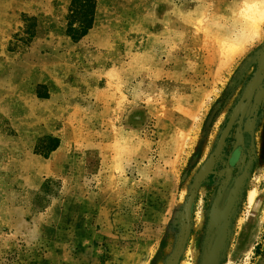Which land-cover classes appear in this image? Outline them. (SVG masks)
<instances>
[{
	"label": "rangeland",
	"instance_id": "374dc122",
	"mask_svg": "<svg viewBox=\"0 0 264 264\" xmlns=\"http://www.w3.org/2000/svg\"><path fill=\"white\" fill-rule=\"evenodd\" d=\"M72 1L0 0V264H264V0Z\"/></svg>",
	"mask_w": 264,
	"mask_h": 264
},
{
	"label": "trees",
	"instance_id": "16d2710c",
	"mask_svg": "<svg viewBox=\"0 0 264 264\" xmlns=\"http://www.w3.org/2000/svg\"><path fill=\"white\" fill-rule=\"evenodd\" d=\"M72 5L75 8L71 9L73 17L80 20L79 26L69 24L67 33L74 40H80L85 37L93 28L95 23L96 2L93 0H73Z\"/></svg>",
	"mask_w": 264,
	"mask_h": 264
},
{
	"label": "bare ground",
	"instance_id": "6f19581e",
	"mask_svg": "<svg viewBox=\"0 0 264 264\" xmlns=\"http://www.w3.org/2000/svg\"><path fill=\"white\" fill-rule=\"evenodd\" d=\"M260 12H261V11H260ZM262 13H264V12H262ZM259 20H262V19H259ZM257 21H258V20H257ZM202 174H205V172L203 171ZM251 200H253V196H251ZM192 207H193V201L191 200V202L189 203V205H188V207H187L188 212L191 213V211H192Z\"/></svg>",
	"mask_w": 264,
	"mask_h": 264
},
{
	"label": "water",
	"instance_id": "95a60500",
	"mask_svg": "<svg viewBox=\"0 0 264 264\" xmlns=\"http://www.w3.org/2000/svg\"><path fill=\"white\" fill-rule=\"evenodd\" d=\"M205 170V171H204ZM203 171L206 173L208 170H209V166H207V167H205V169H204ZM205 175V174H202V172H201V174H200V177H203V176ZM193 196L192 197H190V201H189V203L191 202V200L193 201ZM189 203H188V205H189ZM188 207V206H187ZM187 213L188 214H190V212H188V210H187Z\"/></svg>",
	"mask_w": 264,
	"mask_h": 264
},
{
	"label": "crops",
	"instance_id": "0c3cea01",
	"mask_svg": "<svg viewBox=\"0 0 264 264\" xmlns=\"http://www.w3.org/2000/svg\"><path fill=\"white\" fill-rule=\"evenodd\" d=\"M59 152H60V151H59ZM53 155H55V156H53V160H52V158H51L52 161H54V158L56 157V155H58V152L55 151ZM52 161H51V162H52ZM46 163H47V162H46ZM46 166H47V165H46ZM46 166H45V168H46ZM45 168H41V171H42V170L44 171ZM45 170H46V169H45ZM53 173H54V174H52L53 176H56V175H57L55 172H53Z\"/></svg>",
	"mask_w": 264,
	"mask_h": 264
}]
</instances>
